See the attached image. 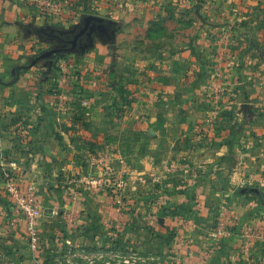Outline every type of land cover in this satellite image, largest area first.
I'll use <instances>...</instances> for the list:
<instances>
[{
	"label": "crops",
	"instance_id": "0c3cea01",
	"mask_svg": "<svg viewBox=\"0 0 264 264\" xmlns=\"http://www.w3.org/2000/svg\"><path fill=\"white\" fill-rule=\"evenodd\" d=\"M44 1L0 0V79L3 81L8 76L13 77V70L23 65L21 62L34 48L33 42L22 36L15 20L31 16L30 11L37 12V4L43 5ZM52 1L65 5L60 13L66 19L71 11L72 18L69 19L76 22L79 20L77 12L89 8L93 15L105 16L117 23L116 44L107 50L104 44H97L96 48L77 57L76 71L81 77L90 75L96 78L92 84L97 85L94 89L97 96L109 90L110 95L117 97L114 100L118 99L120 106L123 96L131 100L133 107L124 118L109 115V122L102 121L99 114L87 116L85 119L90 126L75 133V130L64 129L69 118L54 112L58 104L54 105L51 93L55 82L63 85L59 88L61 95L73 88L75 81L68 80L70 76L63 77L61 81L59 76L50 81L39 80L38 72L30 69L22 72L14 85H0V154H4L8 162L16 163L15 181L22 186L33 182L38 194L37 184L46 182L48 162L62 161L65 152L80 149L79 140L86 143L84 148L89 146L94 151L103 152L110 146L100 145L93 137L126 140L135 135L142 138L137 142L138 148L149 156L142 161L145 171L154 174L156 169L164 172L162 176L165 178L166 171L172 168L185 170L170 186L173 202L185 201L189 195L193 199L195 194L197 198L207 199L208 192L199 186H208L206 171L212 163L208 156L219 151L228 154L233 143L227 141L230 133L215 135L219 143L215 145V151L208 154L205 147L208 144L203 139L213 136V133L203 134L196 128L198 117L207 110L206 99L203 98L208 95L210 101L207 88L218 69L227 84L223 95L225 105L234 108L243 104L246 95L251 96L250 101L261 103L260 96H264V43L257 42L264 40V35L256 30L259 31L262 22L258 17L264 14V0H205L199 4L198 0ZM208 9L211 20L205 15ZM36 19L42 22L45 19L60 20L44 15H36ZM182 24L189 28L181 27ZM230 31L232 35L228 37L226 34ZM248 39L250 43L246 49ZM124 41L128 44L123 49L119 48ZM153 43H160L161 48L154 51ZM106 69L109 71L108 81H103ZM124 76L132 78L123 80ZM77 83L86 85L83 80H77ZM86 86L90 87V82ZM60 98L59 101L65 99L64 96ZM92 103L98 105L95 100ZM122 120L121 130L115 132L117 127L112 129V121ZM99 121L101 125L110 123L108 130L101 131L100 126L97 127ZM132 121L140 122L139 128H133L130 125ZM257 136L264 138V126L258 129ZM232 149L235 151L236 148L233 146ZM175 183L189 187H176ZM38 199L47 218H52L56 210L44 207L42 202L53 200L52 197L39 195ZM25 229L23 222L12 225L11 204L0 176V264H21L20 260L9 255L20 248V236L15 231L20 233ZM238 243L230 246V254H225L228 243L225 242L226 246L220 247V251L219 243L208 242V249L213 246L217 252H212L207 260L202 257L205 242L197 241L193 243L189 257L197 264H247V258H240L235 251V248L244 251Z\"/></svg>",
	"mask_w": 264,
	"mask_h": 264
},
{
	"label": "rangeland",
	"instance_id": "374dc122",
	"mask_svg": "<svg viewBox=\"0 0 264 264\" xmlns=\"http://www.w3.org/2000/svg\"><path fill=\"white\" fill-rule=\"evenodd\" d=\"M204 2L205 0H198L197 4ZM37 5V12L30 11L31 16L18 17L15 21L69 29L80 21L82 15L94 13L89 8H82L77 12L79 20L72 24H61L48 19L42 22L37 21L36 15H43V9L46 10L40 3ZM206 11L205 15L211 20L210 10ZM258 18L262 22L258 28L260 32H256L264 35V14L261 13ZM181 27L189 28L187 24H182ZM21 33L34 46L30 56L21 62L23 65L39 53L58 46L56 43H41L37 37L27 36L22 30ZM226 35L229 37L232 32ZM126 42H122L119 48H125L128 44ZM249 43L248 39L244 48H249ZM257 43L262 44L264 40ZM97 44L104 43L97 40L94 48ZM104 45L106 50L113 47L111 44ZM152 48L154 51L161 48L160 43H153ZM256 49L258 52V48ZM77 57L66 55L58 58L54 71L47 77L45 72L48 68L43 63L31 68L38 72L39 80H54L59 76L61 81L63 77L70 76L68 80L73 82L77 79L85 81L86 85L90 82L88 88L80 85L82 88L74 90L73 86L63 95L61 91L55 93L53 85L52 91L50 90L54 105L58 104L54 112L68 117L69 124L66 123L64 129L75 130V133L87 130L90 126V122L85 119L87 116L99 114L103 117L102 121L109 122L110 114L117 116L114 109L126 110V107L116 105L118 99L114 100L117 97L110 95L109 90L102 96H97L98 93L94 91L97 85L92 84L96 79H93V69L90 70L93 77H81L80 73L77 76ZM219 57L223 58L221 55ZM65 66L66 69H63ZM71 69L73 71L69 75ZM108 73L106 69L103 81H108ZM130 78L124 76L123 80ZM13 79L14 77L8 76L5 81L9 83ZM223 79L222 71L217 69L207 88L210 101L208 102L207 94L203 98L206 99L207 110L198 117L196 125L203 134L213 133V136L203 139L208 144L205 146L208 154L215 151V145L219 143L216 136L221 133H230L227 141L233 143L229 146L231 148L228 154L219 151L208 156L209 162H212L206 171L208 186H199L204 192H208L207 199L197 198L195 194L193 199L189 195L185 201L173 202L170 186L185 170L172 168L166 171L165 178L162 176L164 172L156 169L154 174L152 171H145L146 166L142 161L149 156L137 146L141 137L133 135L131 139L120 138L121 141L93 137L100 145L110 146L108 151L103 152L94 151L89 146L84 148L86 143L79 140L78 143L82 145L80 149L65 152L62 161L59 159L53 163L48 162L46 182L39 186L37 184V196H51L53 199L42 201L44 207L54 208L58 212L50 219L45 214L40 219L39 247L31 251L26 231H15L20 236V248L9 256L20 260L21 264H197L189 257L192 255L194 242H205V254L202 257L208 260V257L217 252L212 249L213 246L208 249V242L219 243V250L226 246L225 242L228 243L225 254H230V246L239 241L238 244L244 249L241 251L235 248L239 257L247 258V264H264V138L259 139L257 136L258 129L264 126V96L261 95V103L256 104L253 100L250 101V95H246L243 104L232 108V105L224 104L223 95L227 84ZM61 87L63 85L57 88ZM62 96L65 99L59 101ZM94 100L98 105L92 103ZM132 107L131 105L130 108ZM112 122L117 126L115 129L114 124H111L115 132L121 130L123 120ZM138 123L140 124L132 121L130 125L139 128ZM109 124L101 125L99 121L97 127L106 131ZM142 141L145 142L146 139ZM233 146L235 151H231ZM175 186L180 185L175 183ZM248 187L259 189L263 197L242 195L237 191L238 188Z\"/></svg>",
	"mask_w": 264,
	"mask_h": 264
},
{
	"label": "water",
	"instance_id": "95a60500",
	"mask_svg": "<svg viewBox=\"0 0 264 264\" xmlns=\"http://www.w3.org/2000/svg\"><path fill=\"white\" fill-rule=\"evenodd\" d=\"M16 24L23 32L27 33V36H35L41 43H56L58 46L47 49L31 58L27 64L16 67L12 72L14 79L7 85H14L22 72L30 70L40 63H44V67L48 68V71L45 72V76H48L54 71L53 67L58 58L66 55L81 57L95 47L97 40L114 46L119 32L115 21L105 16L93 14L82 15L80 21L69 29H59L51 25L36 26L35 22L30 24L18 22ZM237 191L242 195L263 197V193L257 188H238Z\"/></svg>",
	"mask_w": 264,
	"mask_h": 264
},
{
	"label": "built area",
	"instance_id": "2783aa9c",
	"mask_svg": "<svg viewBox=\"0 0 264 264\" xmlns=\"http://www.w3.org/2000/svg\"><path fill=\"white\" fill-rule=\"evenodd\" d=\"M45 1L43 3L46 10L44 11L43 9V15L45 17L52 19L56 17L60 19L56 22L61 24H72L75 22L74 19H69V17L72 18L71 11L67 19L61 15L60 12L64 9V4H59L57 1L52 0ZM63 69H66V66ZM0 168L3 173V186L9 196V203L11 204L12 225L17 226L20 222L25 223L29 249L35 251L41 243L38 236V224L45 214L37 196L36 185L33 182L26 186L19 185L14 178L18 167L15 162H8L4 154H0ZM54 213L58 214L57 211Z\"/></svg>",
	"mask_w": 264,
	"mask_h": 264
},
{
	"label": "trees",
	"instance_id": "16d2710c",
	"mask_svg": "<svg viewBox=\"0 0 264 264\" xmlns=\"http://www.w3.org/2000/svg\"><path fill=\"white\" fill-rule=\"evenodd\" d=\"M77 76L79 77L80 76V74L78 73L77 74ZM47 77V76H46ZM78 80V79H77ZM77 80L75 81V83H74V90H77V89H79V88H82V87H80V85L77 83ZM48 81H50V80H48ZM79 81V80H78ZM8 83L7 82H5V81H3L2 79H0V85H7ZM59 86V84L57 83V82H55L54 84H53V88H54V92L55 93H60V89H58L57 87ZM58 89V91L56 92V90ZM121 91V93L122 94H124L125 92H124V90H120ZM85 93V91H83V94ZM82 94V95H83ZM86 94V93H85ZM94 94L95 93H93L92 94V96H94ZM100 96H102L103 94L101 93V94H99ZM120 104H121V106H124V107H127L126 108V110H124V108H121V109H114V112L117 114V118H123L128 112H129V109H130V106L132 105V103H131V100H129V99H125L123 96H122V102H120ZM116 105L117 106H119L120 107V105H119V103H116ZM116 107V106H115ZM109 110H111V109H109ZM108 110V111H109ZM114 115V114H113ZM112 115V116H113ZM110 116H111V114H110ZM115 126V128L117 127L116 126V124H114L113 125V127ZM0 176H1V179L3 178V173L1 172V174H0Z\"/></svg>",
	"mask_w": 264,
	"mask_h": 264
},
{
	"label": "flooded vegetation",
	"instance_id": "af4514ba",
	"mask_svg": "<svg viewBox=\"0 0 264 264\" xmlns=\"http://www.w3.org/2000/svg\"><path fill=\"white\" fill-rule=\"evenodd\" d=\"M44 64V63H43Z\"/></svg>",
	"mask_w": 264,
	"mask_h": 264
}]
</instances>
